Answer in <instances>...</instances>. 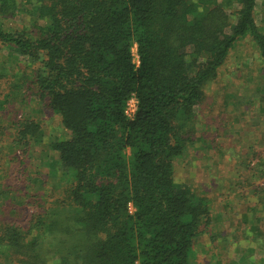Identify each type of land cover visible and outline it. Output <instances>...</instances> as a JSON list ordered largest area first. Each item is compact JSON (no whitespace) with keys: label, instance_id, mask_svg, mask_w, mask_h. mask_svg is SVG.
<instances>
[{"label":"trees","instance_id":"trees-1","mask_svg":"<svg viewBox=\"0 0 264 264\" xmlns=\"http://www.w3.org/2000/svg\"><path fill=\"white\" fill-rule=\"evenodd\" d=\"M256 1L0 0V264H196L198 238L250 239L241 224L208 233L210 190L230 179L219 198L252 202L264 223V133L229 176L204 167L212 188L180 192L174 166L190 147L220 154L195 108L238 41L264 65ZM44 115L68 137L45 135ZM220 250L206 262L236 264Z\"/></svg>","mask_w":264,"mask_h":264},{"label":"rangeland","instance_id":"rangeland-1","mask_svg":"<svg viewBox=\"0 0 264 264\" xmlns=\"http://www.w3.org/2000/svg\"><path fill=\"white\" fill-rule=\"evenodd\" d=\"M218 1L221 2L222 0ZM229 1L231 3L226 8L230 10L236 8V0ZM26 19L27 15L19 13L12 19L1 20V25L5 30L15 29L16 26L26 22ZM254 20V23L264 34V0L256 1ZM131 52L133 61L137 65L136 46L132 47ZM263 99L264 65L260 62L255 47L246 38L238 41L231 50L216 80L206 86L202 104L195 108L197 120L200 124L198 125V135L205 133V135L210 136V139H215L214 144L217 143V148L219 147L220 150L218 155L223 153V158L222 155L218 156L216 153L214 154L217 155L214 157V161L210 159L195 160V157L202 156V152L198 154V151L194 152V147H190L185 158L177 160L174 166L175 184L180 192H197L202 185L212 188L213 183L209 181V175L203 170L208 163L210 168L208 173L210 175L229 176L226 172L234 168L235 162L238 165L240 157L248 151L253 140L264 133V115H260V111L263 109ZM42 118L45 135L53 132L55 141L68 137L67 132L59 126L56 117L44 115ZM202 124H204V127H202ZM245 131H248L247 134H245ZM126 153L128 155L129 151H126ZM193 155L195 156L192 160ZM228 182L226 185L221 181V188L217 187L219 190H210L212 197L210 204L211 224L208 233L214 234V236L221 233L223 238L228 237L241 224L243 225L242 232L245 233V237L250 239L236 244V242H233V237L230 236L228 238L230 245L227 248V243H220V239L216 240L214 244H209L207 238H198L194 246V261L196 264H208L205 256L212 254V252L215 254L222 253L220 249L229 255V259L238 262L241 261L243 256L248 261H250L249 258L258 259L260 256L259 251L254 252L251 257H248L246 253L248 249H259L255 244V240L258 239V233H264L260 208L255 207L252 202L239 200L234 194L227 198H219V192L226 190L225 187L229 186ZM232 244L234 245L232 246ZM262 258H264V255Z\"/></svg>","mask_w":264,"mask_h":264},{"label":"built area","instance_id":"built-area-1","mask_svg":"<svg viewBox=\"0 0 264 264\" xmlns=\"http://www.w3.org/2000/svg\"><path fill=\"white\" fill-rule=\"evenodd\" d=\"M136 66H138V64ZM136 105L137 102L135 101V99H131L127 103L126 108L124 109V114L127 119H132L134 117ZM129 212H133V208L131 207V205H129Z\"/></svg>","mask_w":264,"mask_h":264},{"label":"crops","instance_id":"crops-1","mask_svg":"<svg viewBox=\"0 0 264 264\" xmlns=\"http://www.w3.org/2000/svg\"><path fill=\"white\" fill-rule=\"evenodd\" d=\"M236 244H239V243L236 242ZM258 251L260 253V256L258 257V259H261L263 257V255H264V250H261V249L254 250V252H258ZM254 252H253V254H254ZM258 259L249 258V260H250L249 262H258ZM231 261L236 263V264H239L238 261H236V260L231 259Z\"/></svg>","mask_w":264,"mask_h":264}]
</instances>
